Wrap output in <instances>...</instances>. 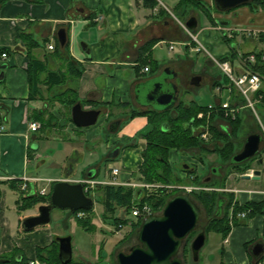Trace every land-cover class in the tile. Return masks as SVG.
I'll list each match as a JSON object with an SVG mask.
<instances>
[{"label":"crops","instance_id":"0c3cea01","mask_svg":"<svg viewBox=\"0 0 264 264\" xmlns=\"http://www.w3.org/2000/svg\"><path fill=\"white\" fill-rule=\"evenodd\" d=\"M177 2V0H163L164 6L146 8L142 5L141 0H42L40 3L33 0H10L0 6V66H5L4 68L0 67V74H3L0 77V125L3 126L0 133V177L3 179H0V184L6 185L16 192L17 199H19L22 194H20L17 185L23 179H28L26 184L29 187L31 184L34 185L36 190L40 189L37 188L38 184L43 182L47 184L44 187L47 190H50L52 184L57 181L79 182L88 177L91 171L94 172L91 177L93 180L108 181L107 179H98V167L93 164H90L86 170H82L79 178L71 177L75 167V161L71 156L76 153V144L74 140L70 142L71 140L66 139L67 125L64 122L62 127L51 126L56 130L58 128L55 132L58 135L60 133V139L64 143L65 162L62 166L64 175L42 180L38 176L28 174V165L36 159V150L39 148L38 145L31 146V143H36L38 139L34 138V134L42 130L39 129L36 132L28 130V124L36 122L33 120L32 114L36 111L45 112V119L51 115L48 120L51 125L57 116L59 117L57 118L58 122L61 119H66L68 114L66 107L59 103L50 105L46 102L69 86L74 89L79 100L86 102L83 106L81 105L83 109L99 110V116L102 115L97 126L98 133L96 130L86 132L89 140L99 137L101 143L99 156L108 166L120 169V174L117 177L119 185L125 187V184L135 183L137 180H131V178L135 179L134 175L142 162L141 152L145 149L146 144L140 136L147 128V118L146 116L130 118L132 111L167 110L170 112L180 101L185 105L196 104L203 108L209 106L200 105L194 100L185 102L179 98V95L170 109L161 108L155 101L156 95L159 93L156 85L162 83V81H156L157 77L165 73L174 75L176 71L188 70L190 72V67L194 66L191 54L201 53L203 50H197L198 45L190 35L193 34L198 40L202 29L208 28L214 32L213 35L217 38L212 36L203 42L211 47L210 52H206L205 59L216 69L218 67L215 60L227 58L226 62L232 66L235 73L239 74L242 69L237 63L236 54L254 52L258 55L264 53V35L259 39H254L233 34L232 38L226 41L216 29L218 23L217 25L216 23L206 24L201 14H196L195 17L190 16L196 19L197 27L188 30V33L178 23L181 21L177 19L179 15L176 11ZM263 10L264 5L259 9L249 7L236 9L237 14H234L233 18L237 17L241 20H237L232 25L228 23L226 28L232 32L239 28L264 30ZM98 15L102 16V22H94ZM200 15L203 19L202 24H199ZM188 18L189 16L182 23L185 24ZM218 20L221 23L228 22V20ZM61 29L65 31L67 54L64 50L58 49L57 51L55 48L59 45L57 34ZM26 36L40 44L39 47L30 50V57L42 62L45 67V72L39 76L40 81L45 80L48 71L66 72L65 59L68 55L82 70L77 82L71 81L68 85L66 83L64 86L53 87L51 90L40 82L37 89L41 95H36L34 99H31L33 88L27 77L29 44L24 40ZM226 39L228 40V38ZM199 43L202 45L200 41ZM148 44L150 45L148 46ZM173 44L180 47V50L175 52L179 57L177 59L173 58V54L170 53L173 51ZM48 45L53 47L52 50L47 48ZM170 47L172 48L170 49ZM142 48H147L143 57ZM3 53L6 54L5 58L1 57ZM184 57L186 60H181ZM141 58L146 59L147 63L144 67L139 64ZM145 67L148 68V72L143 71ZM220 73L222 74L221 71ZM193 76L199 78L198 81L192 79L191 84L194 87H199L204 79L209 83L211 91L215 94L213 96L214 103L211 105H219L227 101L243 104L241 96L237 90L229 86L224 75L209 76L206 70H199ZM222 79L228 83L226 88L221 84ZM164 81L173 83L170 80ZM188 85L187 83L186 86ZM261 89H264V83ZM140 93L144 94L142 101L139 98ZM216 93L224 94L225 99L221 101ZM260 100L256 104H260ZM40 102H42L41 105ZM243 110L237 117L242 118ZM207 112L208 109L205 113H198L195 119L200 121L199 124L191 125L192 134L199 138V134L204 130H207L209 134L210 125L218 129L225 126L228 121L219 113L210 114L214 115L211 121V119H207L210 117V115L207 116ZM252 119L250 115L248 120ZM243 126L239 133L244 130ZM210 140L212 141L211 133ZM118 145L121 147L118 156L120 155L124 163L123 167L128 171L127 174L122 173L120 167L111 165V162L115 161L118 156L115 159L108 158L110 150ZM77 148L80 150L83 145L79 144ZM179 153L185 155L186 152L184 150L169 151L168 162L171 168L174 163L179 161ZM188 157L190 156L185 158ZM197 157L199 158V156ZM197 157L194 155V158L198 160ZM253 169H259L257 161ZM69 170L70 173L67 174ZM107 176L110 177L109 170ZM260 176L258 180H260ZM250 191L252 190L239 189V194L234 196L235 201L243 204L248 201L263 200L259 191ZM3 196L5 194L1 192L0 257L10 254L16 249L27 259L36 258V249L45 248L53 241L51 229L45 225L40 229L34 228L23 234L21 223L25 218L34 216L33 209L18 211L16 199L14 214L8 217L4 210V202H2ZM66 218L72 217L67 214ZM255 243H261L263 246V252L259 257H254L250 251ZM218 253H220L221 264H264L263 217L256 215L246 224L232 227L228 237L220 241Z\"/></svg>","mask_w":264,"mask_h":264},{"label":"trees","instance_id":"16d2710c","mask_svg":"<svg viewBox=\"0 0 264 264\" xmlns=\"http://www.w3.org/2000/svg\"><path fill=\"white\" fill-rule=\"evenodd\" d=\"M10 0H0V6L4 5ZM34 2H42V0H33ZM142 5L146 8H153L156 6L154 0H141ZM177 10L181 11V15H178L177 19L179 21H184L187 16L189 9H200L202 10L203 15L209 21V23L215 24L216 19L212 17V10L216 13L219 11L215 8L214 2L211 3V8L202 0H177ZM264 5V0H252L251 2L240 5L234 9L229 10L233 11L242 7H249L251 9H259ZM206 7V8H205ZM186 22V21H185ZM28 38V39H26ZM225 39V38H224ZM24 40L27 41L26 45L29 48L27 57L29 63L27 65V77L29 84L33 88L31 94V99H34L36 95H41L40 91L37 89V85L41 82L46 85V87L51 90L53 87L68 85L69 82H77L79 76L82 74V70L77 67V64L67 55L65 59L66 62V72L60 71H48L45 76V80L40 81L39 76L41 73L45 72V67L42 62L32 59L30 57V50L39 47V43L29 36L24 37ZM226 41H229L225 39ZM45 43V41H43ZM150 44H148L149 46ZM56 50L62 49L67 52V44L63 46L57 45ZM144 51H147V48H142V57L144 56ZM67 54V53H66ZM235 56V55H233ZM259 56V54L257 55ZM227 58L220 59V62H225ZM146 59L141 58L140 65L143 67L146 64ZM253 71H258L264 73V64L257 62ZM261 95L260 104L264 105V89H260L254 97ZM242 102V100H241ZM47 104L59 103L68 109L66 119H61L60 122H54L52 125L48 122L50 116L45 119L44 113L42 111H36L32 114L33 120L41 124L42 129L44 126H53L56 125L59 127L71 121L70 109L73 105L79 103L82 106L84 103L79 100L74 92V89L70 86L61 93L54 95L52 98L46 102ZM244 103V101H243ZM207 108L198 107L196 104L185 105L181 101L175 106L173 111L168 112L167 110L160 111H146V112H137L132 111L130 118L135 116H146L147 118V128L141 134V138L145 140V149L141 152L142 162L138 166L137 172L134 177L137 180L144 184H157L162 187L158 189L160 194L168 192L166 186H176L182 183L184 179L179 177L177 173L171 168L168 162V154L170 150H183V149H197L200 155H205L209 153H214L217 155L220 161L227 162L231 160V157L234 153L238 152L235 150L234 143L231 141V137H234L239 133L242 126V118L240 116L236 117L234 120H228L225 126H222L216 129L214 126H209V131L212 135V141L210 144L203 143L202 139L198 136L193 135L191 130V125H198L199 120H196L195 117L200 112H206ZM214 115L211 116V121L213 120ZM193 121L191 122V120ZM203 123V121H201ZM165 125V129H162V126ZM221 143V145H220ZM211 145L212 149H209ZM262 152H264V147L262 146ZM199 161L201 157L199 156ZM255 159L251 158L241 163H230L231 171L239 175L245 173L246 171L252 169V164ZM256 164V163H255ZM258 164V163H257ZM259 166V165H258ZM182 172L186 173L187 178H191V182L198 184L199 177L196 175L195 168H181ZM212 173V171H211ZM226 176L221 180V183L217 186H210V184H203L202 188H214L222 189L224 188V182ZM192 185V186H196ZM191 186V185H190ZM95 192L100 193L101 204L103 206L102 220L104 223H110L118 228V225H125L127 221L118 217L116 214L117 211H124L125 214L130 213V210L135 205L147 204L151 206L153 212L161 211L163 206L169 197H171L175 192H182L178 190H172V195H168L162 198H158L155 194L145 192L138 188L123 187V186H96L94 189ZM88 197L89 194H86ZM191 199L195 202L200 203L204 211L206 212L207 222L204 226L205 235L209 233H216L221 236V240H225L229 233L231 232L232 227H235L240 224H246L248 220L253 218L256 215H260L264 220V200L255 202L248 201L243 204H239L234 200L233 194H228L224 196L223 192H217L216 190H200L189 193ZM49 196L46 197L40 196L38 194L29 196V197H20V200L17 199V210L26 211L34 208L37 205L48 204ZM224 196V197H222ZM218 197L223 198L224 204L222 205L221 215L216 216L214 209L217 207ZM196 203V202H195ZM231 210V214H230ZM91 210H79L75 212L65 211L69 217L73 216L76 219V224L80 226L83 230H91V218L88 216L91 213ZM77 212H82L86 215V218H76L75 215ZM245 213V218H239L238 214ZM141 220L139 219L132 226L137 231ZM21 231L26 232L21 229ZM195 236V230L189 234L187 239L184 241L183 246L180 250L182 253V262L188 264V254L189 245L188 242ZM128 237V236H127ZM126 239V238H125ZM124 241V239H122ZM121 242V241H120ZM187 245V246H186ZM179 253V254H180ZM58 243L53 239L51 244L45 248H37L35 251L36 258L45 264H60L58 257ZM0 264H28V259L17 250H13L10 254L0 257ZM69 264H79L71 260ZM81 264V263H80Z\"/></svg>","mask_w":264,"mask_h":264},{"label":"rangeland","instance_id":"374dc122","mask_svg":"<svg viewBox=\"0 0 264 264\" xmlns=\"http://www.w3.org/2000/svg\"><path fill=\"white\" fill-rule=\"evenodd\" d=\"M163 2V0H161ZM204 1L210 8L211 3L213 0H202ZM206 8V7H205ZM212 17L228 20V23L230 25L234 24L241 19L239 18H233L234 14H237L236 10L233 11H226V12H219L216 13L214 9L212 10ZM179 15H181V11H177ZM264 13V10H263ZM196 14H201L203 18L205 19L204 22L208 24V20L205 18V16L202 13V10L200 9H189L188 16H196ZM200 15L199 24L203 23L202 16ZM187 16V17H188ZM198 35V40L202 43L203 50L201 53H192L191 57L193 58L194 66L190 67V72L188 70L186 71H179L174 72L173 74H162L157 77L156 81L160 82L163 80H170L172 81L173 87L177 90L179 98L185 102L190 101H196L200 105H211L213 104L214 95L211 91V87L209 86V83L204 79L199 85V87H194L191 84L192 79L195 77V73H197L199 70H206V73L209 76H223V74L220 73L218 69H216L214 66H211L207 63L205 59L206 52H210L211 47L207 46L203 41L208 38L216 37L214 36V32L209 30L208 28L202 29ZM218 34V33H215ZM217 38V37H216ZM216 40V39H214ZM167 50V49H166ZM180 50V47L173 44V51L170 53L173 54V58L177 59L179 58L175 52ZM176 55V56H175ZM182 57V56H181ZM181 60L185 61L186 58H181ZM189 84L186 86V84ZM151 84V83H150ZM221 84L224 85V88L228 86V83H226L223 79L221 81ZM217 97L223 101L225 99L224 94H217ZM139 98L142 101L144 99V94L140 93ZM115 101L117 102L116 98ZM42 102H40L41 105ZM254 111L255 114L248 108H245L242 111V126L243 129L240 133H237L236 136L231 137V141L234 143L235 150H239L242 147V141L243 138L252 133H258L263 135L264 134V105L256 104L254 103ZM221 114V113H220ZM252 116V120H248V117ZM102 116V115H101ZM101 116L98 117V120L95 125L91 127L86 128H76L72 123L67 121L65 125H67L66 129V139L75 141V152L71 158L75 161V167L73 168V173L71 177L73 178H79L81 175L82 170H86L87 167L91 164L96 165L98 167V179L109 180L110 178L107 176L109 167L108 164H105L102 160V157L99 156L100 153V139L97 137L95 140H89V137L86 135L87 131L90 130H96V133H98V125L101 121ZM57 118H59L57 116ZM57 118L54 119V121H58ZM211 115L209 118L210 119ZM58 130V128H57ZM56 129L50 126H44L42 130H39L37 133L34 134V138L38 139L36 143H31V146L38 145L37 157L34 159L29 165H28V174L38 176L39 179L44 180L45 178H52V177H60L64 175V172L62 170V166L64 165V143L62 139H60V133L58 135ZM103 136V135H101ZM34 139V140H35ZM208 141V143H206ZM202 141L205 144H210V132L208 135V140ZM83 145V148L80 150L77 148L78 145ZM221 145V143H220ZM86 147V148H85ZM209 149H212L211 145L209 146ZM186 153L185 155L179 153V161L174 163L173 170L179 177L182 179L185 178V180L182 181L181 184L176 186H170L169 188H166L169 190L168 192H164L163 194H160L158 192L157 188H151L149 190L150 193L155 194L158 198L166 197L168 195H172V190H181L178 188H186V187H192L195 190L194 191H200L201 189L204 190H216L217 192H223L224 196L228 194H237L239 189H246V190H252V191H262L264 190V167L261 166V176L260 180L258 181H251L244 180L242 181V177L248 176L246 171L245 173L239 175L237 173H234L231 171V165L229 161L222 162L219 160L216 154L209 153L205 155H200L197 149H183ZM181 151V150H179ZM194 155L200 156L201 160L195 159ZM188 157L187 159L185 157ZM198 158V157H197ZM191 159V160H190ZM194 162V163H192ZM111 165H116L121 168L122 173L127 174V170L123 167L124 163L121 160L120 155L118 158L111 162ZM188 166L187 168H195L196 175H198L199 182L198 184H194L191 182V178L186 179V173L182 172L181 168L184 166ZM255 167V163L252 164V168ZM217 169V174H212V169ZM186 169V168H184ZM259 169V170H260ZM67 171V170H66ZM137 172V171H136ZM226 176V180L224 182V188L222 189H212V188H202L203 184H210V186H217L221 183V180ZM131 180H136L131 178ZM253 180V179H252ZM137 182V181H136ZM47 184L45 182L39 183L37 188L45 187ZM157 185V184H153ZM191 185V186H190ZM196 185V186H192ZM218 187V186H217ZM0 191L5 194L3 196L2 202H4V210L8 214V217H11V214H14V201L17 199V193L13 192L8 186L0 184ZM0 192V193H1ZM190 192V193H191ZM94 194L89 196L93 200V208L91 213L88 214V216L91 218V224L92 229L91 230H83L80 226L76 224V219L73 218H66L67 214L65 211H61L58 209H53L51 211V220L49 224L46 225V227H49L53 233V238L58 237H71V246H72V260L76 263L81 264H116L115 255L118 252H124L127 253L129 248L137 243L136 241V232L133 228L132 224L131 226H127L121 228L120 230H117L113 224L110 223H104L102 220V214H103V206L101 204V194L97 192H93ZM177 193V192H175ZM239 194V193H238ZM174 195V194H173ZM256 196L260 197V195L255 194ZM253 195V196H255ZM222 196V197H224ZM220 198V197H218ZM225 198V197H224ZM235 198V197H234ZM20 200V198H19ZM235 200V199H234ZM196 204L199 206L201 210L200 218L197 222V226L195 229V234L198 233L200 230L204 229V226L207 222V216L206 212L202 208L199 202L195 200ZM39 205L35 206L33 209V214H37V207ZM216 209H214L215 211ZM23 212V211H22ZM161 211H157V213H160ZM231 214V210H230ZM241 214V213H240ZM120 218H124L127 220L135 221L134 218L130 216V213L125 214L124 211H117L116 214ZM239 215V214H238ZM86 218V215L80 217V219ZM240 218V217H239ZM15 219H16V212H15ZM44 226L36 227L37 229L42 228ZM22 229V228H21ZM117 230V231H116ZM138 230V228H137ZM118 232V233H116ZM27 232H23L25 234ZM128 236V237H127ZM126 238V239H125ZM124 239V241H122ZM121 241V242H120ZM191 241V240H190ZM189 241V242H190ZM221 236L216 233H209L206 236V244L205 246L200 250L199 252V260L198 262L194 263L191 260L190 253L188 254V264H221L219 261V254L218 253V247L220 245ZM188 242V244H189ZM187 244V245H188ZM186 245V246H187ZM180 253V252H179ZM180 259L182 258V253L179 255Z\"/></svg>","mask_w":264,"mask_h":264},{"label":"water","instance_id":"95a60500","mask_svg":"<svg viewBox=\"0 0 264 264\" xmlns=\"http://www.w3.org/2000/svg\"><path fill=\"white\" fill-rule=\"evenodd\" d=\"M252 0H213L215 8L219 12H226L240 5L247 4ZM219 25L227 26L228 22H219ZM185 26L189 29H195L197 21L194 17L189 18L185 22ZM58 43L63 46L65 44V31H58ZM4 68L5 66H0ZM3 74H0L2 77ZM198 81L199 78H194ZM158 95H156V103L163 109H170L178 98V92L173 87V83L162 81L156 85ZM71 121L78 128L91 127L96 124L100 115L99 110H85L81 104L77 103L72 106ZM165 125L162 129H165ZM262 137L258 133L248 135L241 150L231 157L230 163H241L255 157L259 153ZM116 151L109 156V159L116 157ZM262 164V160H258ZM184 166L183 168H187ZM70 173V170L67 174ZM90 172L88 178L93 175ZM213 174H217V169H212ZM261 172L255 170L253 172V180H258ZM248 180L249 176L242 177ZM224 199L219 198L216 207V216L221 215ZM93 200L85 195L83 185L81 183L71 184L66 181H57L52 185L48 204L39 205L37 214L25 218L21 223V228L30 231L36 227L45 226L51 220V211L58 209L61 211L75 212L79 210H91ZM201 210L199 206L191 199L188 194L176 193L171 196L158 214H149L144 218L136 232L137 243L131 246L127 253L118 252L115 255L116 264H184L179 258V252L184 241L189 234L196 229L197 222L200 218ZM58 243V260L60 264H69L72 260L71 237L55 238ZM206 235L205 230H200L190 241L189 250L191 260L196 263L199 260V252L205 246ZM254 257H259L263 252L261 243H255L250 248Z\"/></svg>","mask_w":264,"mask_h":264},{"label":"built area","instance_id":"2783aa9c","mask_svg":"<svg viewBox=\"0 0 264 264\" xmlns=\"http://www.w3.org/2000/svg\"><path fill=\"white\" fill-rule=\"evenodd\" d=\"M154 1L156 2L157 6H164L163 2L161 0H154ZM102 19H103L102 16L98 15L94 19V22H102ZM178 23L181 26H183L180 22H178ZM183 28H184V26H183ZM216 29L220 34H222L225 38H228V39H231L233 34L244 36L246 38H254V39H259L261 36L264 35V30H260V29L239 28V29H235L234 32H232V30L231 31L228 30V28H226V27H216ZM187 32L189 33L188 30H187ZM190 36L193 39V41L197 43V45H198L197 50L199 51V50L203 49L202 45L197 40V37L194 36L193 34H191ZM47 48L49 50H52L53 47L51 45H48ZM171 48L172 47H170V49ZM1 57L5 58L6 54L5 53L1 54ZM236 58H237L238 65L242 69L241 73H239V74L234 72L232 66L228 62H220L218 60H215V63L217 65L218 69L227 78L229 86H231L235 90H237V92L241 96L242 100H244V103L243 104L238 103V102L230 103L227 101V102L219 104L218 106L210 105V106H208L207 116H209L211 113H217L218 112V113H221L223 115L224 119L234 120L237 117V115L240 113V111L245 109V108L250 109L251 112H253L255 114L254 103H257L261 99V97L259 96V97L254 98L253 96L261 89V86L264 83V73H260L258 71H253L252 68H254V66L257 64V62H259L260 64H264V53L259 54V56H257V54H255L254 52H250L247 54L238 53V54H236ZM143 71L147 72L148 68L145 67L143 69ZM199 117H202V115H199ZM39 128H40V124L37 122H30L28 124V130L30 132H36L37 130H39ZM2 130H3V126L0 125V133L2 132ZM208 135H209L208 131L204 130L203 132H201V134L199 136L202 140L207 141ZM262 137L264 139V134L262 135ZM263 146H264V142H263ZM262 160H263V164H264V152L262 154ZM119 173H120V170L118 168L111 167L110 168V180L109 181L98 182V181L84 180V181H82V183L84 184V189H85V191L91 190L95 185L117 186V185H119V182L117 181V176L119 175ZM247 175H249L251 177L253 175V170L248 171ZM0 179H3V178L0 177ZM27 180L28 179H23L17 185L19 191H21L24 194L29 192V187L26 184ZM132 186L144 189L147 192H149V190L151 188L152 189L153 188H157V189L161 188V186H158V185H148V184H144V183L132 184ZM178 189H181L182 191H185L186 193H190L192 190H195L192 187L178 188ZM37 192L41 196H46L48 193V190H47V188L43 187V188L39 189ZM240 192H242V191H240ZM250 192H252V191H250ZM237 193H239V191ZM258 193L261 194L263 196V199H264V191H259ZM151 213H152V208H151V206H149L147 204H143L141 206L140 205L133 206L132 209L130 210V216L132 218H134L135 221L128 220L126 226L130 227L133 222H136L138 219H143ZM82 216H83V214H78V217H82ZM238 216L240 218H244L245 213H241ZM118 228L120 230L123 227H122V225H119ZM28 264H45V263L41 262L40 260H38L36 258H32V259L28 260Z\"/></svg>","mask_w":264,"mask_h":264},{"label":"flooded vegetation","instance_id":"af4514ba","mask_svg":"<svg viewBox=\"0 0 264 264\" xmlns=\"http://www.w3.org/2000/svg\"><path fill=\"white\" fill-rule=\"evenodd\" d=\"M243 142H244V141H243ZM242 145H243V144H242ZM120 148H121V147H120L119 145H118V146H115L114 148H112V150H110V152L108 153V158H109L110 155H112V154L115 152V150H117V151H116V153H117V154H116V157H117ZM116 157H115V158H116ZM115 158H114V159H115ZM189 244H190V242H189ZM189 244H188V245H189ZM189 251H190V250H189ZM190 255H191V253H190Z\"/></svg>","mask_w":264,"mask_h":264}]
</instances>
